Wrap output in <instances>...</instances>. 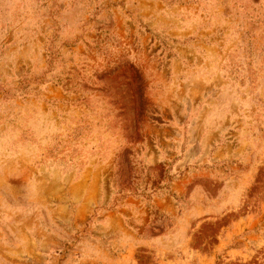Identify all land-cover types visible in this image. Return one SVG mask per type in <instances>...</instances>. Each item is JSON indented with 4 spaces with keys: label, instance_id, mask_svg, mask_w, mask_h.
<instances>
[{
    "label": "rangeland",
    "instance_id": "1",
    "mask_svg": "<svg viewBox=\"0 0 264 264\" xmlns=\"http://www.w3.org/2000/svg\"><path fill=\"white\" fill-rule=\"evenodd\" d=\"M0 264H264V0H0Z\"/></svg>",
    "mask_w": 264,
    "mask_h": 264
}]
</instances>
